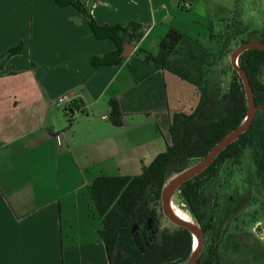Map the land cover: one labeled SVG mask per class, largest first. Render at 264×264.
<instances>
[{"label": "crops", "instance_id": "1", "mask_svg": "<svg viewBox=\"0 0 264 264\" xmlns=\"http://www.w3.org/2000/svg\"><path fill=\"white\" fill-rule=\"evenodd\" d=\"M81 1L99 25L142 24L134 51L156 52L170 29L216 53L221 36L232 45L238 38L229 20L219 33L201 23L233 15L230 0ZM18 45L0 72V264H109L92 180L139 174L171 144L173 115L192 113L200 91L167 69L135 81L132 54L95 66L92 57L116 49L114 40L98 38L76 7L56 0H0V56ZM112 98L121 124L110 117Z\"/></svg>", "mask_w": 264, "mask_h": 264}, {"label": "trees", "instance_id": "2", "mask_svg": "<svg viewBox=\"0 0 264 264\" xmlns=\"http://www.w3.org/2000/svg\"><path fill=\"white\" fill-rule=\"evenodd\" d=\"M56 2L60 6L76 7L88 19L98 38L114 40L116 49L92 57L95 66L120 63L124 60L121 53L125 38L137 43L144 35L142 24L137 21L99 25L81 0ZM255 40L264 42V32L257 33ZM21 49L22 46L18 45L0 56V72L7 59ZM222 52L216 53L197 37L170 29L160 37L156 52L139 45L127 59V67L135 81H141L159 69L170 70L198 87L200 103L192 113L173 115L171 144L144 165L139 174L99 175L92 180L89 186L91 203L101 221L98 233L104 241L109 264H186L193 254L194 235L188 228L177 226L158 230L157 204L162 200L163 189L171 176L185 170L192 159L205 156L247 118V95L235 69L228 91L222 96L225 108L218 114L212 108L213 93L207 74L221 59ZM239 65L250 79L256 105H263L264 49H246L239 56ZM111 106L112 121L121 124L115 98L111 99ZM64 110L71 122L72 105ZM247 149L251 152L258 177L264 182V108L258 109L248 129L223 149L207 168L178 188L180 198L200 223L204 234L207 232L204 210L209 201L202 193L203 184L218 174L222 163L228 159L240 160ZM137 224H142V228L134 231ZM227 224V219L222 222L206 252L202 246L196 264H226L222 247Z\"/></svg>", "mask_w": 264, "mask_h": 264}, {"label": "rangeland", "instance_id": "3", "mask_svg": "<svg viewBox=\"0 0 264 264\" xmlns=\"http://www.w3.org/2000/svg\"><path fill=\"white\" fill-rule=\"evenodd\" d=\"M230 1L234 12L233 15L229 14V18L227 14L218 12L210 16L211 21L208 18L201 20L202 25L211 29L214 27L217 33L221 32V25L229 20L235 25V28L232 27L233 35H238V38H234L233 45L231 36L220 37L224 39L225 56L220 62L217 61L211 67L215 69L209 70L207 74L215 106L212 108L216 114L226 106L222 96L228 91L234 74L230 57L232 51L245 43V40H255L257 33L264 32V0ZM219 63L220 66L217 67ZM200 160L201 158L192 159L187 168ZM202 193L209 201L204 210V224L207 226L203 239L204 252L210 246L213 234L227 219V234L222 247L226 264H264V182L257 175L251 152L247 149L240 160L228 159L222 163L218 174L203 184ZM171 204L178 211L188 215L191 221L198 223L180 198L178 190L172 194ZM157 208L158 230L166 227L174 229L178 226L163 213L162 200L157 204Z\"/></svg>", "mask_w": 264, "mask_h": 264}, {"label": "water", "instance_id": "4", "mask_svg": "<svg viewBox=\"0 0 264 264\" xmlns=\"http://www.w3.org/2000/svg\"><path fill=\"white\" fill-rule=\"evenodd\" d=\"M252 47H258L264 49V42L259 41V40H251L247 41L238 47H236L232 53H231V63L233 68L239 73L243 84L244 88L246 91L247 95V100H248V115L245 121L230 132L228 135H226L222 140H220L205 156L201 157V160L195 164L194 166L187 168L179 173H177L175 176H173L171 179H169L163 189L162 192V209L163 213L175 224L178 226H183L188 228L193 235L197 236L198 242L197 245L194 247V252L189 258L188 262L186 264H196L198 256L201 252L202 246H203V239H204V233L202 230L201 225L198 223H194L193 221H186L178 216L173 212L172 209V204H171V196L172 194L178 190V188L187 180L193 178L200 172H202L205 168H207L211 162L215 159V157L223 150L225 149L231 142L235 141L236 139L239 138V136L245 132L252 119L254 118L256 112L260 108H264V104L261 106H257L255 99H254V94H253V89L252 85L250 82V79L246 73V71L239 65V56L240 54L245 51L246 49L252 48ZM135 49V45L132 44L129 41V38L126 37L123 43V51L121 53L122 56L129 57ZM138 228H142V224H137L133 227V230L135 231Z\"/></svg>", "mask_w": 264, "mask_h": 264}, {"label": "bare ground", "instance_id": "5", "mask_svg": "<svg viewBox=\"0 0 264 264\" xmlns=\"http://www.w3.org/2000/svg\"><path fill=\"white\" fill-rule=\"evenodd\" d=\"M172 209H173V212L176 214V216H178L179 218H181L183 220H186V221H190L191 222V219L188 217V215L182 213L181 211H178L177 208L175 209L174 207H172ZM194 241H195V246H196L197 245V242H198V238H197L196 235L194 236Z\"/></svg>", "mask_w": 264, "mask_h": 264}, {"label": "built area", "instance_id": "6", "mask_svg": "<svg viewBox=\"0 0 264 264\" xmlns=\"http://www.w3.org/2000/svg\"><path fill=\"white\" fill-rule=\"evenodd\" d=\"M182 2H183V4H185V5H189L188 0H182ZM62 100H63V98H60V101H62Z\"/></svg>", "mask_w": 264, "mask_h": 264}]
</instances>
